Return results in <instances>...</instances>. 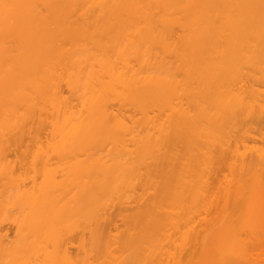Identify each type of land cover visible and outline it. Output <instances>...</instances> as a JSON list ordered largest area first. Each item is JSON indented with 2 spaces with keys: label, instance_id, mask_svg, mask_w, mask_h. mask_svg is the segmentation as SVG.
<instances>
[{
  "label": "bare ground",
  "instance_id": "bare-ground-1",
  "mask_svg": "<svg viewBox=\"0 0 264 264\" xmlns=\"http://www.w3.org/2000/svg\"><path fill=\"white\" fill-rule=\"evenodd\" d=\"M263 126L264 0H0V264H239Z\"/></svg>",
  "mask_w": 264,
  "mask_h": 264
},
{
  "label": "rangeland",
  "instance_id": "rangeland-1",
  "mask_svg": "<svg viewBox=\"0 0 264 264\" xmlns=\"http://www.w3.org/2000/svg\"><path fill=\"white\" fill-rule=\"evenodd\" d=\"M263 131H264V126H263ZM46 135L47 132L45 131L43 133L44 139L46 138ZM256 143L264 145V138L262 140H258ZM49 161H50V165L53 166L56 162H58V158L51 157ZM44 166H45V161H43V159L41 158H38L35 164L37 170L38 171L42 170ZM30 171H32V166H30ZM25 178H26V183L29 184L31 177L28 176L27 174ZM41 178L42 176L39 172V180H41ZM222 184L223 182L220 183L219 185ZM233 184L239 188H242L245 191L246 193L245 198H247L248 200L249 198H254L259 202V204L262 207H264V188H262L259 185L254 187L251 179L235 181ZM217 185L218 184H210V186H212L213 189H217L218 188ZM251 188H252V192L250 193L248 191ZM230 210L232 209H229L226 212H224L220 209H216L215 206L213 205L208 211H205V213L198 212V215H200L201 217L205 214L206 218L210 221L209 223L216 224L220 222L221 217H226L228 214L229 219L234 220L235 224L238 225L236 231L239 234H241L242 237H247L250 240V243L246 248L240 249L238 251V254L240 255L239 264H264V209H260L262 210L260 211V218L257 215L251 216L249 212L246 213L245 209H236L229 212ZM12 211H14V209H12ZM11 213H9V218L3 220L1 223V229L8 234V237H13L16 230V224L11 220L12 217ZM116 223L120 226L122 224V221L120 219H117ZM250 232L253 233L250 234ZM67 237H70L71 241L67 240V242L65 243L70 251H74L75 250L74 232H70ZM183 247H187V244L182 245V248ZM180 249L181 247L179 246L178 251H180Z\"/></svg>",
  "mask_w": 264,
  "mask_h": 264
}]
</instances>
